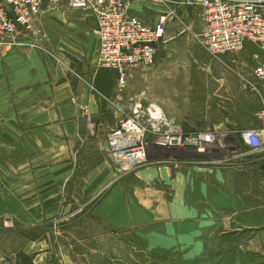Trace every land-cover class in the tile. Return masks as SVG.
Masks as SVG:
<instances>
[{"label": "crops", "instance_id": "crops-1", "mask_svg": "<svg viewBox=\"0 0 264 264\" xmlns=\"http://www.w3.org/2000/svg\"><path fill=\"white\" fill-rule=\"evenodd\" d=\"M189 1L130 4V13L149 24L168 5L176 12L155 63L133 72L150 85L151 95L140 98L182 130L229 136L237 143L230 150L254 158L169 163L162 157L121 171L107 153V132L118 116L95 121L90 131L70 109L49 112L50 120L33 113L43 122L19 127L21 160L0 163V218L16 222L0 235V264H264V149L254 152L240 138L264 129V88L256 83L259 92L251 91L247 73L257 48L248 44V57L213 58L194 38L201 8ZM85 12L95 31L94 16ZM116 78L112 69L98 70L97 89L110 98Z\"/></svg>", "mask_w": 264, "mask_h": 264}, {"label": "built area", "instance_id": "built-area-1", "mask_svg": "<svg viewBox=\"0 0 264 264\" xmlns=\"http://www.w3.org/2000/svg\"><path fill=\"white\" fill-rule=\"evenodd\" d=\"M134 0H0V42H11L20 33L37 34L48 11L67 7L91 12L100 46L101 66L116 73L117 98L122 99L133 67L146 69L155 63L158 47L165 43L166 26L176 12L168 5L158 20L149 24L130 13ZM163 2L164 0H155ZM200 6L202 29L194 38L215 59L242 54L251 44V91L264 88V0H190ZM243 73L239 72L242 76ZM121 117L107 132V153L121 171L144 165L148 140L154 147L200 146L217 142L213 131L186 132L153 102L130 99L119 107ZM242 141L252 151L264 149V129L242 131Z\"/></svg>", "mask_w": 264, "mask_h": 264}, {"label": "rangeland", "instance_id": "rangeland-1", "mask_svg": "<svg viewBox=\"0 0 264 264\" xmlns=\"http://www.w3.org/2000/svg\"><path fill=\"white\" fill-rule=\"evenodd\" d=\"M85 11L89 12L67 7L48 11L44 14V29L37 34L20 33L11 42H0V163H11V159L21 160L19 154L24 149L19 127H36L43 122L34 119L36 115L33 113L44 112L45 120H50L49 112L53 117V111L61 107L62 113L69 115L70 109L76 118L86 120L85 128L93 131L95 121L104 122L107 118L113 122L115 116L120 118L122 113L119 107L124 102L141 100L142 93L143 97L151 95L147 80L133 79V72L138 67L131 69L124 89V100L117 98V90L108 98L97 89L96 73L107 68L101 66L95 23ZM243 56L249 55L244 53ZM247 71L251 72V66ZM97 97L106 101L100 102ZM98 112L100 116L93 118L92 115ZM10 131H13L12 135ZM227 138L229 136H218L216 143H203L198 147H154L151 139L147 138L148 158L144 163L160 161L162 157L168 158L169 163H239L245 158H254L251 157L254 155H244L245 151L241 149L238 152L230 150L237 143ZM217 146L221 152L214 153L212 150ZM33 160L40 162L38 158ZM250 160L253 162L255 159ZM13 220L0 218L1 236H4L5 226L16 225Z\"/></svg>", "mask_w": 264, "mask_h": 264}, {"label": "bare ground", "instance_id": "bare-ground-1", "mask_svg": "<svg viewBox=\"0 0 264 264\" xmlns=\"http://www.w3.org/2000/svg\"><path fill=\"white\" fill-rule=\"evenodd\" d=\"M250 150H251V148H250ZM250 152V151H249Z\"/></svg>", "mask_w": 264, "mask_h": 264}]
</instances>
